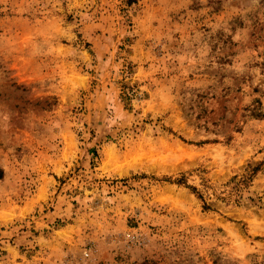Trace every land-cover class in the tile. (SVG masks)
<instances>
[{
  "label": "rangeland",
  "instance_id": "374dc122",
  "mask_svg": "<svg viewBox=\"0 0 264 264\" xmlns=\"http://www.w3.org/2000/svg\"><path fill=\"white\" fill-rule=\"evenodd\" d=\"M0 264H264V0H0Z\"/></svg>",
  "mask_w": 264,
  "mask_h": 264
}]
</instances>
